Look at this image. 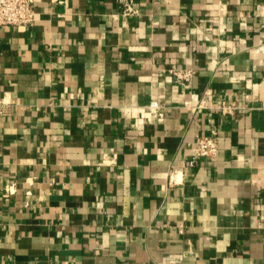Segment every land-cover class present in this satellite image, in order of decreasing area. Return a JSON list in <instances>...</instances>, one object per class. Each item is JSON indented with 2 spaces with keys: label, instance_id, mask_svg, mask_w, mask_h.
I'll return each instance as SVG.
<instances>
[{
  "label": "crops",
  "instance_id": "1",
  "mask_svg": "<svg viewBox=\"0 0 264 264\" xmlns=\"http://www.w3.org/2000/svg\"><path fill=\"white\" fill-rule=\"evenodd\" d=\"M131 1L0 25V264H264V0Z\"/></svg>",
  "mask_w": 264,
  "mask_h": 264
},
{
  "label": "built area",
  "instance_id": "2",
  "mask_svg": "<svg viewBox=\"0 0 264 264\" xmlns=\"http://www.w3.org/2000/svg\"><path fill=\"white\" fill-rule=\"evenodd\" d=\"M123 13L125 15L138 13V9L131 0H123ZM36 19L35 0H0V25L7 26H26L31 25ZM177 79L189 82L193 76L190 68L172 70ZM14 104L12 98L2 95L0 96V116L6 115L11 111ZM151 109L157 115H162L159 102L153 100L150 104ZM188 106V104H187ZM218 108L227 113L236 111L237 106L222 102ZM220 151V131L213 127L207 135H197L195 145L191 152L190 163L194 164L199 158L204 156H217Z\"/></svg>",
  "mask_w": 264,
  "mask_h": 264
}]
</instances>
